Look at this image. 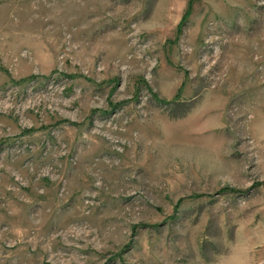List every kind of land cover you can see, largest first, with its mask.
I'll return each mask as SVG.
<instances>
[{
	"label": "rangeland",
	"instance_id": "rangeland-1",
	"mask_svg": "<svg viewBox=\"0 0 264 264\" xmlns=\"http://www.w3.org/2000/svg\"><path fill=\"white\" fill-rule=\"evenodd\" d=\"M0 264H264V0H0Z\"/></svg>",
	"mask_w": 264,
	"mask_h": 264
}]
</instances>
